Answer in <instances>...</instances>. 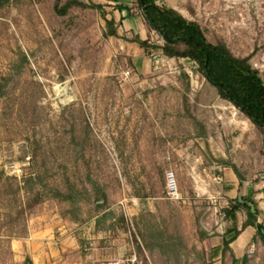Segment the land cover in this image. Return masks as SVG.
Here are the masks:
<instances>
[{
  "label": "rangeland",
  "instance_id": "obj_1",
  "mask_svg": "<svg viewBox=\"0 0 264 264\" xmlns=\"http://www.w3.org/2000/svg\"><path fill=\"white\" fill-rule=\"evenodd\" d=\"M65 1L0 0V264H24L11 241L41 223L55 225L56 240L77 238L68 264H219L213 248L231 227L226 174L264 185V135L194 61L131 41L164 43L137 0L111 37L97 9L60 15ZM157 1L249 57L264 80V0ZM103 4L117 22L126 14ZM33 173L47 189L26 184ZM89 175L106 208L52 194L67 177L91 190Z\"/></svg>",
  "mask_w": 264,
  "mask_h": 264
},
{
  "label": "trees",
  "instance_id": "obj_2",
  "mask_svg": "<svg viewBox=\"0 0 264 264\" xmlns=\"http://www.w3.org/2000/svg\"><path fill=\"white\" fill-rule=\"evenodd\" d=\"M3 2H10V0H3ZM137 2L149 32L159 33L164 43H153L149 38H141L139 34H136L131 41L136 42L145 50L159 48L170 57L187 58L194 61L207 80L217 88L220 96L239 108L264 135V80L260 71L250 62V58L236 56L224 40L216 42L210 40L198 21L188 19L174 7L159 4L157 0H137ZM74 7L94 8L100 11L106 23V37L119 36L118 25L127 17L133 16L132 6L128 3L115 4L114 9L120 13L126 12L118 22L114 13L110 18L108 17L110 12L101 2L66 0L62 5L56 4V10L62 16L67 15ZM7 86L6 81L0 80V100L5 95ZM238 176L241 188L245 178L239 173ZM88 177L92 182L91 190L86 185L80 186L79 183L67 177L65 190L54 188L52 194L74 206L80 201H86L94 202L97 210L106 208L108 203L106 191L97 180L91 179V175ZM25 182L28 186L32 185L33 189L38 184L47 189L43 176L39 173L29 175ZM35 195L34 207L44 200L43 188ZM224 213L231 221V227L224 234L223 257L230 249V242L241 232L238 228L239 213L245 215L242 229L249 225L255 226L258 237L264 245V223L258 220L261 209L253 192L248 195L240 194L231 199L228 206L224 208ZM27 234L28 231L19 238ZM24 264H34V262L27 256Z\"/></svg>",
  "mask_w": 264,
  "mask_h": 264
},
{
  "label": "crops",
  "instance_id": "obj_3",
  "mask_svg": "<svg viewBox=\"0 0 264 264\" xmlns=\"http://www.w3.org/2000/svg\"><path fill=\"white\" fill-rule=\"evenodd\" d=\"M99 2L112 3H127V0H99ZM227 182L224 186L226 194L230 198L234 199L240 194L248 195L254 193L255 198L258 200L261 214L259 216V222L264 223V185L245 182L240 188V181L236 174H226ZM239 213L238 228L241 232L237 237L230 242V249L223 257L222 244L224 235L218 240V244H214L216 248H213L214 256L219 258V264H223L226 258H230L231 264H264V245L261 239L258 237L257 228L249 225L242 229V223L245 217ZM57 229H62L57 226ZM55 225L43 224L29 225V231L27 236L14 238L11 241V248L13 251L14 259L17 261H24L29 256L34 264H68V260L65 259V253L68 248L73 250L78 249L79 242L72 234L65 235L62 239L56 240ZM66 232V229L63 230ZM68 232V231H67ZM229 237V235H228ZM214 247V246H212ZM218 250V252H217ZM217 252V253H216ZM235 259V261H234ZM225 263V262H224Z\"/></svg>",
  "mask_w": 264,
  "mask_h": 264
},
{
  "label": "built area",
  "instance_id": "obj_4",
  "mask_svg": "<svg viewBox=\"0 0 264 264\" xmlns=\"http://www.w3.org/2000/svg\"><path fill=\"white\" fill-rule=\"evenodd\" d=\"M168 178H169V182H170V191H171V194L173 195L172 197L176 198V199H181L182 194L179 191V187H178L177 182H176L175 174L173 172H170L168 174Z\"/></svg>",
  "mask_w": 264,
  "mask_h": 264
}]
</instances>
